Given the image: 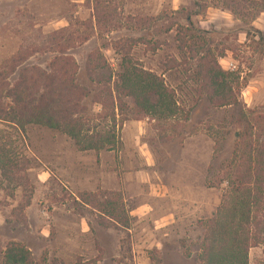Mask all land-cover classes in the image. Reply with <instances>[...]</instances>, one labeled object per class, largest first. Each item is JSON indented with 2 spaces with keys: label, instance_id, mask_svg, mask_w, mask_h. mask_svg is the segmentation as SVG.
<instances>
[{
  "label": "rangeland",
  "instance_id": "rangeland-1",
  "mask_svg": "<svg viewBox=\"0 0 264 264\" xmlns=\"http://www.w3.org/2000/svg\"><path fill=\"white\" fill-rule=\"evenodd\" d=\"M206 51L228 73L231 106L215 107L202 88ZM61 58L76 62L68 77L89 93L86 130L117 142L84 152L60 131L0 121L14 176L0 169V256L16 242L42 264H200L219 177L249 154L236 151V134L247 119L264 126V0H0V95L23 68L56 72ZM124 62L164 79L174 116L138 114L111 93ZM28 79L38 99L43 84ZM249 260L264 264L263 248Z\"/></svg>",
  "mask_w": 264,
  "mask_h": 264
},
{
  "label": "trees",
  "instance_id": "trees-1",
  "mask_svg": "<svg viewBox=\"0 0 264 264\" xmlns=\"http://www.w3.org/2000/svg\"><path fill=\"white\" fill-rule=\"evenodd\" d=\"M181 43L183 48L188 44L182 39ZM61 60L65 61V65L56 72L23 68L13 85L5 84L2 88L5 95H0V121L21 132L29 126L60 131L84 152L106 150L117 142V137L112 132L90 133L86 130V121L80 116L81 100L89 93L75 79L68 77L71 72L76 75V62ZM199 62L202 88L208 100L218 108L231 106L232 97L226 94L225 89L228 73L222 69L218 59L211 51H206ZM87 69L90 74L95 72V78L91 75L94 82H102L101 75L90 67ZM32 72L37 73L38 82L43 84L38 99L30 93L28 75ZM115 77L111 93L130 98L138 114L163 111L173 116L176 114L177 102L173 91L155 73L124 62ZM113 78L108 79L109 83ZM261 123H256V120L252 123L247 119L245 127L236 134V151L245 150L249 154L245 156L243 153L239 157L238 170L233 171L231 169L234 168L228 165L219 177L224 196L215 218L207 224L200 264H250L251 250L262 247L264 251V126L261 127ZM255 135L256 141H252ZM10 162L6 155L0 153L2 174L12 182L14 176ZM111 220L105 223L107 227L116 226V221ZM0 257V264H42L34 259L26 246L16 242L9 243ZM51 264L65 263L57 260Z\"/></svg>",
  "mask_w": 264,
  "mask_h": 264
}]
</instances>
